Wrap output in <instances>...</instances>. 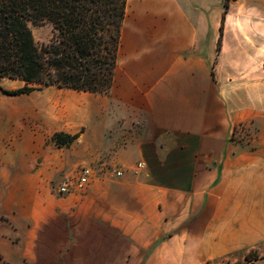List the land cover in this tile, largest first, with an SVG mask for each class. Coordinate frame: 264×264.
Returning <instances> with one entry per match:
<instances>
[{
  "label": "crops",
  "instance_id": "obj_1",
  "mask_svg": "<svg viewBox=\"0 0 264 264\" xmlns=\"http://www.w3.org/2000/svg\"><path fill=\"white\" fill-rule=\"evenodd\" d=\"M263 246L264 0H127L108 93L0 94V264H236Z\"/></svg>",
  "mask_w": 264,
  "mask_h": 264
},
{
  "label": "trees",
  "instance_id": "obj_2",
  "mask_svg": "<svg viewBox=\"0 0 264 264\" xmlns=\"http://www.w3.org/2000/svg\"><path fill=\"white\" fill-rule=\"evenodd\" d=\"M126 7L127 0H0V81L26 82L3 92L17 96L55 85L108 93L119 60ZM29 22L51 23L54 35L50 42L38 45ZM78 137L79 133L64 131L53 134L61 147L70 146ZM263 257L253 249L245 261L236 264Z\"/></svg>",
  "mask_w": 264,
  "mask_h": 264
},
{
  "label": "rangeland",
  "instance_id": "obj_3",
  "mask_svg": "<svg viewBox=\"0 0 264 264\" xmlns=\"http://www.w3.org/2000/svg\"><path fill=\"white\" fill-rule=\"evenodd\" d=\"M29 27L32 30V33L34 35L36 43L40 46L45 44V43L50 42V40L52 39V37L54 35L53 26L49 22H42L39 24H34L32 22H29ZM2 79H1V81H3ZM1 81H0V94L6 95L3 92V90H7V89H4L1 87ZM89 93H91L92 95L99 94V93H92V92H89ZM52 138H53V136H52ZM260 251L264 254V246L261 248Z\"/></svg>",
  "mask_w": 264,
  "mask_h": 264
},
{
  "label": "built area",
  "instance_id": "obj_4",
  "mask_svg": "<svg viewBox=\"0 0 264 264\" xmlns=\"http://www.w3.org/2000/svg\"><path fill=\"white\" fill-rule=\"evenodd\" d=\"M139 165L142 166L143 163H140ZM89 174H90V170L89 169L83 168L81 170L80 175H79V181L77 182V186L79 188H83L88 183ZM116 174L117 175H121L122 172L121 171H116ZM69 190H70V182L69 181H64L61 184L60 188H59V192L64 194V193L69 192Z\"/></svg>",
  "mask_w": 264,
  "mask_h": 264
}]
</instances>
